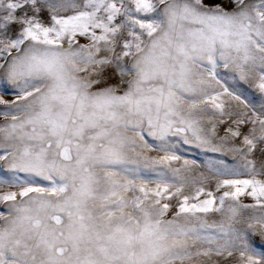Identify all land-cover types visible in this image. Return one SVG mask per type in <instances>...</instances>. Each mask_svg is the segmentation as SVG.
<instances>
[{"label": "snow or ice", "instance_id": "snow-or-ice-1", "mask_svg": "<svg viewBox=\"0 0 264 264\" xmlns=\"http://www.w3.org/2000/svg\"><path fill=\"white\" fill-rule=\"evenodd\" d=\"M0 264H264V0H0Z\"/></svg>", "mask_w": 264, "mask_h": 264}]
</instances>
